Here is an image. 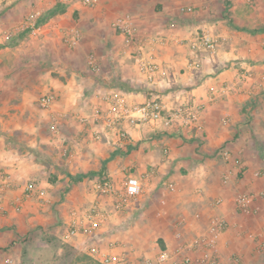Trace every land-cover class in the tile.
<instances>
[{
	"label": "crops",
	"instance_id": "0c3cea01",
	"mask_svg": "<svg viewBox=\"0 0 264 264\" xmlns=\"http://www.w3.org/2000/svg\"><path fill=\"white\" fill-rule=\"evenodd\" d=\"M32 13L34 32L23 27ZM125 15L137 37L166 40L144 48L161 67L153 83L139 69L137 46L114 26ZM234 22L218 0H99L94 7L0 0V170L12 179L0 191V264H103L89 253L92 245L126 251L133 262L153 258L198 236L213 216L228 222L215 252L222 264H264V196L255 213L236 207L240 193L264 192V31ZM72 29L80 33L75 47L63 39ZM202 31L222 42L192 69L186 41ZM115 91L133 103L157 95L169 108L205 106L198 127L159 121L107 128L95 115ZM48 92L57 100L43 109L38 99ZM130 175L143 186L136 202L94 237L66 240L73 210L95 203L113 209V197L100 196L95 184L110 179L122 189ZM29 182L46 189L48 201L26 198ZM189 255L204 264L201 251Z\"/></svg>",
	"mask_w": 264,
	"mask_h": 264
},
{
	"label": "built area",
	"instance_id": "2783aa9c",
	"mask_svg": "<svg viewBox=\"0 0 264 264\" xmlns=\"http://www.w3.org/2000/svg\"><path fill=\"white\" fill-rule=\"evenodd\" d=\"M7 2L11 0H6ZM61 3H70L79 1L84 6L94 7L99 0H57ZM191 10V8H188ZM38 17V13H32L23 23V27L33 29L34 21ZM115 28L121 31L127 41L133 42L138 49V66L140 71L146 75L147 81L153 83L156 74L161 71L159 64L147 58L144 54L145 47H152L154 44H165L166 40L162 36L137 37L134 20L125 15L119 17L115 23ZM37 29H33L32 32ZM0 33V42L3 38ZM64 41L72 47L77 46L80 41V33L78 30L72 29L71 32H66L63 36ZM181 41H178V43ZM222 38L208 32H200L192 39L186 41L190 50L194 52V58L189 62V67L198 69L202 64V58L212 56L217 53ZM93 63V62H92ZM246 76H249L248 73ZM243 77V78H245ZM223 91V90H222ZM57 100V95L53 92H48L38 99V104L43 109H49ZM107 107L97 111L95 120L100 121L107 128H122L123 124L137 125L148 122H163L166 126H171L175 122H180L186 127H198L200 124V113L204 108V103H188L174 108H169L159 96H152L143 103H133L128 100L123 94L111 92L105 96ZM51 129L54 133L58 132L59 119L55 115L52 118ZM225 158L230 157V152L227 150L221 151ZM230 174L224 175V182H227ZM0 180L2 185L0 191L12 187V179L9 173L0 170ZM172 188L173 185H170ZM95 190L100 196L113 197V209L107 210L100 203H95L89 207L73 210L69 222L68 231L65 234V239L68 240L79 234L94 237L99 229L109 220L113 213L124 211L133 205L143 192L142 182L139 177L130 175L124 183L122 189L118 188L110 179H103L95 184ZM47 191L44 188H38L35 182H29L25 186L24 196L34 197L39 196L45 201ZM264 196L263 191L242 192L236 198L237 209L244 213H255L258 207H254V203L258 198ZM220 200L216 201L218 204ZM228 227V222L220 216H213L207 228L198 236L184 243L178 249L169 251L161 249L153 258H142L137 261H131L127 252L119 254H107L101 252L96 245L89 247V253L98 257L103 264H193L194 259L189 255V252L201 251L202 256L200 262L204 264H222L221 259L215 253L218 247L222 234ZM7 264H15L10 258L6 260ZM27 264H41L38 262H28Z\"/></svg>",
	"mask_w": 264,
	"mask_h": 264
},
{
	"label": "rangeland",
	"instance_id": "374dc122",
	"mask_svg": "<svg viewBox=\"0 0 264 264\" xmlns=\"http://www.w3.org/2000/svg\"><path fill=\"white\" fill-rule=\"evenodd\" d=\"M218 1L221 3V7H223L224 18L229 19L231 24H234V21H237L240 24L239 26L249 30L264 28V0ZM216 5H218V3H216ZM111 16H113L112 13ZM61 46L62 45L59 46L58 56H56V50L54 51L55 59L56 57H59L60 59V57L63 55V46ZM57 60L58 59H56V61Z\"/></svg>",
	"mask_w": 264,
	"mask_h": 264
},
{
	"label": "trees",
	"instance_id": "16d2710c",
	"mask_svg": "<svg viewBox=\"0 0 264 264\" xmlns=\"http://www.w3.org/2000/svg\"><path fill=\"white\" fill-rule=\"evenodd\" d=\"M62 11V10H61ZM54 13V12H53ZM49 14H52V13H48L46 16H48ZM45 17V15H43L42 17H40V19H39V23H43L44 22V18ZM262 31H264V28H260V29H253V30H251V32L252 33H256V32H262ZM83 178V175H81V176H77V177H74V179H79V180H81Z\"/></svg>",
	"mask_w": 264,
	"mask_h": 264
}]
</instances>
